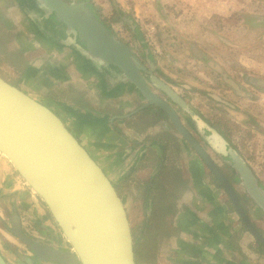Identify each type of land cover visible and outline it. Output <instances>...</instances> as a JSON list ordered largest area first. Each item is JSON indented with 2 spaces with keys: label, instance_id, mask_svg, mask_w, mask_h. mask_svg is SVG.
<instances>
[{
  "label": "crops",
  "instance_id": "crops-1",
  "mask_svg": "<svg viewBox=\"0 0 264 264\" xmlns=\"http://www.w3.org/2000/svg\"><path fill=\"white\" fill-rule=\"evenodd\" d=\"M116 3L124 13L133 7L136 17H140L143 11L140 8H143L145 27L154 25L157 33L161 27H179L180 21L188 32L201 31L206 27L209 15L259 13V0H128L126 5ZM38 8L41 7L36 0H0V75L11 81L3 74L9 72L11 78L19 82L24 79V83L40 84L35 83L29 89L24 84L20 87L66 122L114 183L130 174L145 182L153 180L164 164V157L161 159L153 148L148 149L151 139L146 135L151 131L137 136L124 126V120L130 118L128 114L133 110L132 101L138 98L135 91L128 90L129 96L112 83L105 84V78L92 74L71 47L63 41L56 44L51 34L53 28L36 12ZM154 17L160 18L161 24L158 25ZM43 32L49 36H43ZM25 65L28 67L22 77ZM255 78L248 81L252 84L256 81L258 94L264 99V75ZM192 85L194 87L190 86V89L199 87ZM37 89L44 92L41 99L31 93ZM76 93L84 94L83 100L88 107L76 105ZM149 153L154 155L150 158V166L142 167L150 157ZM176 159L174 156L171 161L177 164ZM184 167L186 189L173 194L174 190L170 191L163 182L160 190L170 191L173 199L161 200L159 206L153 205L152 201L149 203L146 219L152 223L147 229L146 240L152 249L151 261L138 264H264V248L244 228L223 191L208 184L203 164L192 156L186 159ZM257 176L260 180V175ZM16 191L29 205H38L35 192L14 166L0 158V192L11 195ZM12 201L14 198L8 196L2 203L10 208ZM143 206L141 199L128 205L134 237L146 220ZM248 209L252 220L259 221V210L253 205ZM138 215L139 221L135 219ZM4 237L13 243L9 236Z\"/></svg>",
  "mask_w": 264,
  "mask_h": 264
},
{
  "label": "water",
  "instance_id": "water-1",
  "mask_svg": "<svg viewBox=\"0 0 264 264\" xmlns=\"http://www.w3.org/2000/svg\"><path fill=\"white\" fill-rule=\"evenodd\" d=\"M46 13L53 14L74 35L82 52L117 70L147 101L165 112L181 136L201 156L229 194L236 212L257 242L264 238L252 226L232 185L206 150L184 128L173 103L186 108L184 99L168 84L152 76V85L143 73L151 74L127 43L104 25L86 2L36 0ZM142 107V108H143ZM142 108H139L141 110ZM232 166L249 197L264 213V190L249 164L235 150H229ZM0 158L10 163L48 208L68 241L72 252L35 242L21 233L16 236L33 253L23 264H138L135 237L128 209L112 180L90 155L61 117L0 75ZM68 217L75 220L68 222ZM0 264H9L0 254Z\"/></svg>",
  "mask_w": 264,
  "mask_h": 264
},
{
  "label": "rangeland",
  "instance_id": "rangeland-1",
  "mask_svg": "<svg viewBox=\"0 0 264 264\" xmlns=\"http://www.w3.org/2000/svg\"><path fill=\"white\" fill-rule=\"evenodd\" d=\"M86 1L116 37L128 43L138 55L142 56L148 50L157 73L173 85L179 84L180 88L174 87L186 98L188 96L190 104L199 106L205 117L217 114L218 119L227 122L232 128V146L238 149L257 175H260L264 185V99L258 94L256 81L254 84L248 81L249 78L264 75V0H259V13L255 15H209L207 25L201 31L188 32L181 21L179 27H161L157 35L161 41L162 54L153 52L146 42L144 31L147 21L143 8H140L143 10L140 17H136L137 12L133 7L126 9L124 13L116 3L119 1L126 5L128 0ZM154 18L158 25L161 24L160 18ZM114 19L118 21L114 22ZM3 74L19 87L24 84L29 89L36 83H24V79L19 82L20 80L11 78L12 73ZM192 84L202 89H190ZM36 85L41 86L38 83ZM37 91L31 90V93L41 99L44 92ZM206 92L214 94L219 102H213L205 95ZM135 219L139 221L140 216ZM137 223L135 227L138 226ZM57 231L60 232L58 228ZM12 242L0 232V249L7 259L11 264H23L18 253L24 256L25 246L18 241Z\"/></svg>",
  "mask_w": 264,
  "mask_h": 264
},
{
  "label": "flooded vegetation",
  "instance_id": "flooded-vegetation-1",
  "mask_svg": "<svg viewBox=\"0 0 264 264\" xmlns=\"http://www.w3.org/2000/svg\"><path fill=\"white\" fill-rule=\"evenodd\" d=\"M66 1L72 2L74 0H66ZM76 1L86 2L90 8L92 7L89 4V2L86 0H76ZM92 11L96 15V17L102 23H104V25H106L105 22L101 19L100 15L96 11H94V9H92ZM36 12L42 16L43 20L44 19L45 21L47 20V22L49 23V26L53 28L52 29L53 32L51 34L55 37V40H54L55 43L60 44L63 41L64 44L71 47L76 54L75 56H77V58H79L80 60H83L86 63V66L88 67L90 72L96 75L97 78H102V79L105 78V84H107V82L109 84L112 83L114 87L118 88L119 90H122V92H126L127 94H130V91H128L130 89L135 91L138 98L135 99L134 102L132 101L133 110L129 112L128 117L130 118L131 116L134 117L133 114L137 113V111H141L143 108H147V107H143L144 105H146L147 101L141 95V93L131 83L121 78L119 74L117 73V70H115L112 67L104 66L102 63L88 56L86 52H82V50L79 49L77 45H80L82 48H84L83 44L80 43L79 41H77V44H76L74 42V35L67 33L66 28L60 22L56 20L53 14L46 13L42 8H40V10L38 8ZM60 34H63V35H61L60 37ZM42 35L46 37L49 36L47 34H44V32L42 33ZM138 56L140 57L144 65L146 66L147 70L151 71V74H147L145 72L143 73L144 77L146 78V80L148 81L150 85H152L151 77L156 76L162 81H164L166 84L170 85L184 99L187 105L185 109L180 107L178 104L173 103L162 92L157 91L158 94L162 98H164L168 103H170V105L175 109L184 128L206 150L210 158L215 162V164L218 166V168L222 172L225 179L232 185L252 226L264 238V213L259 209V207L254 203V201L249 197L246 189L241 185V180L239 176L237 175V173L235 172V170L233 169L232 160L230 159L228 151L235 150L241 155V157L246 162L247 160L244 158V156L238 151V149L235 146H232L231 141L228 140V135L227 137L222 135L218 131L217 126H216L218 122H221L223 124H227V122H223L221 119H218L217 114H213L215 116L212 115L210 117H205L204 114L201 113L199 106H193L192 104H190L187 99L188 96L186 98L184 95L179 93L178 90L174 87V86L179 87L180 86L179 84L173 85V83H171L170 81H167L166 79H164L162 76H160L157 73L158 72L157 67L155 63L152 61L151 54L148 50L147 51L145 50L142 56L140 55ZM9 82L11 83V81ZM182 88L184 87L182 86ZM205 95L209 97L211 100H213V102H217V103L219 102L218 98H216L214 95H211V93L206 92ZM129 96H131V94ZM220 104H223V103H220ZM150 107H153L155 109L154 112H156V114L154 113L144 114L141 117L133 118L130 124L131 127L128 126L127 124V121L130 119L128 118L126 122H124V126L127 127L129 130H131L137 136L141 134L146 135L148 134L149 131H151L150 135H146L147 139H151V141H149V145L147 144V146H149L148 149L153 148L154 152L159 155V158L161 157V159H163L164 157L163 162L164 163L166 162L167 165L174 166L180 173L182 179L186 180V178L184 177V172L186 171L184 167V165L186 164V159L188 160V157H192V156L198 159V161H200V163L203 164L206 170L208 184L217 186L219 189L223 191V193L225 194L227 203L229 202L231 207L234 209L235 214H237V216L240 218V216L236 212V209L234 208L233 202L229 194H227L225 190L223 189V187L219 185L220 184L218 183L219 180L216 178L214 173L208 168V166L206 165L204 160L201 158V156L181 136V134L178 132L174 124L168 118L167 114L161 110V112L163 113L162 115V113L159 111L160 109L154 106H150ZM139 108H142V109L139 110ZM63 122L66 124L64 120ZM226 127H227L226 128L227 133H228V125ZM166 133H169V135H171L172 137H175L178 143L177 149L174 146V142L170 143L171 149L169 150H166V148L164 149L163 141H164V137ZM76 138L79 140L77 136ZM153 156L150 154V157L146 159V162L144 163L142 167H149L150 158ZM174 156L177 157L176 159L177 164L171 161V159ZM145 183L146 182L143 180L136 179L135 174H130L128 177L124 178V180H121L118 183L117 182L114 183L116 189L118 190L122 199L124 200V203L127 209L131 201L135 202L134 197L136 198L139 187L144 186ZM258 183L260 187L264 190V185L261 183L259 178H258ZM8 196L14 198V201L10 203V208L7 205L4 206L2 203V200L6 198L8 199ZM34 198L37 200L38 205L36 204L29 205L28 203H26V201L23 200L22 195H20L19 191H16L12 193L11 195L8 192L7 193L0 192V205H1L0 206V214H1L0 215V232L1 234L9 236L12 241H18L25 246L26 253L23 254L24 256H21L18 253V257L21 260V262L23 261L22 259L24 258L35 259V257L33 253L30 252V250L27 248V246L16 236V231L18 230V228H20V231L22 234H24L26 237H28L29 239L35 242H40L41 244H44L49 247H53L55 249L72 252L68 241L66 240L61 230L57 226L56 222L52 218L48 208L44 205L42 200L35 193H34ZM250 205L251 206L253 205L257 210H259L260 212V216L258 217L259 221L252 220L250 211L248 209ZM128 213H129V210H128ZM240 220L243 226L246 228L241 218ZM3 222L4 223L7 222L10 225H8V227L7 226L5 227ZM57 228L60 230L59 233L57 231ZM246 230L248 229L246 228ZM61 234L63 236V240H62V236H60ZM0 254L4 257V259L9 264H11L10 261L7 259V256L1 249H0ZM137 263H138V260H137ZM41 264H53V263H41Z\"/></svg>",
  "mask_w": 264,
  "mask_h": 264
},
{
  "label": "trees",
  "instance_id": "trees-1",
  "mask_svg": "<svg viewBox=\"0 0 264 264\" xmlns=\"http://www.w3.org/2000/svg\"><path fill=\"white\" fill-rule=\"evenodd\" d=\"M119 13L121 16H123L121 12H119ZM113 21L116 22V21H118V19H114ZM27 67L28 66L25 65V67L23 68L25 70L22 72V77H24V73H25ZM12 84H14V83H12ZM14 85H16V84H14ZM83 95H84L83 93H76V95H75L76 96L75 100L77 102L76 105L77 106L84 105V107H88L89 105L86 104L83 100ZM154 111H155V109L153 107H147V108H143L141 111H137V113L133 114L134 117L131 116V118L127 121L128 126H130L133 118L141 117L144 114H152V113L156 114V112H154ZM159 111L161 112V110H159ZM162 115H163V113H162ZM124 121H126V120H124ZM216 126H217L218 131L222 135H224L226 137L228 135V140L231 139L232 128H230L229 125H228V133H227V129H226L227 124H223L221 122H218L216 124ZM161 141H163V140H161ZM172 142H174V146L177 149L178 143H177L175 137H172L171 135H169V133H166V135L164 137V141H163L164 149L165 148H166V150L171 149L170 143H172ZM163 182H164V184H166L168 186L170 191H171V189L174 190V192H172L173 194L177 193V191H179L181 189L185 190L186 185H187L186 180L182 179L178 170L172 165H167L165 162L157 171L156 177L153 180L146 182L144 186L139 187L137 196H136V198L134 197L135 202L138 201L139 199L142 200L143 205H144L143 210H144L145 219H146V213H147L146 210L148 209V206L151 204L150 203L151 201H152L153 205H155V203H156V205L159 206L158 204H160L161 200L168 199L169 201H171L173 199V196L171 195L170 191L167 190L168 192H163L160 190L162 188V186L164 185V184H162ZM168 193H169V195H167ZM151 223L152 222L149 219L144 220L139 234L136 235V237H135L136 258H137L138 262H140V263L151 261L152 249H151L150 245L148 244V241L146 240L147 229L149 227H151ZM258 243L260 244V246L262 248H264L263 244H261L260 242H258Z\"/></svg>",
  "mask_w": 264,
  "mask_h": 264
},
{
  "label": "built area",
  "instance_id": "built-area-1",
  "mask_svg": "<svg viewBox=\"0 0 264 264\" xmlns=\"http://www.w3.org/2000/svg\"><path fill=\"white\" fill-rule=\"evenodd\" d=\"M144 33L149 48L155 53L162 54V45L157 35L156 27L154 25H147Z\"/></svg>",
  "mask_w": 264,
  "mask_h": 264
},
{
  "label": "bare ground",
  "instance_id": "bare-ground-1",
  "mask_svg": "<svg viewBox=\"0 0 264 264\" xmlns=\"http://www.w3.org/2000/svg\"><path fill=\"white\" fill-rule=\"evenodd\" d=\"M68 222H70V223L72 224V223H74V222H75V220H74V219H72V218H70V217H68Z\"/></svg>",
  "mask_w": 264,
  "mask_h": 264
}]
</instances>
